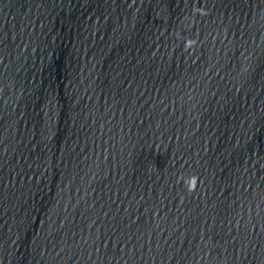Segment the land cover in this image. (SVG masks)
I'll use <instances>...</instances> for the list:
<instances>
[{"label":"water","instance_id":"obj_1","mask_svg":"<svg viewBox=\"0 0 264 264\" xmlns=\"http://www.w3.org/2000/svg\"><path fill=\"white\" fill-rule=\"evenodd\" d=\"M0 264H264V0H0Z\"/></svg>","mask_w":264,"mask_h":264}]
</instances>
